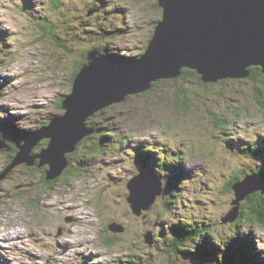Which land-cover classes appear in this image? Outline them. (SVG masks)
<instances>
[{
    "label": "rangeland",
    "instance_id": "rangeland-1",
    "mask_svg": "<svg viewBox=\"0 0 264 264\" xmlns=\"http://www.w3.org/2000/svg\"><path fill=\"white\" fill-rule=\"evenodd\" d=\"M157 4L0 0V136L28 135L65 115L67 109L58 104L72 93L71 77L91 48L127 57L143 54L163 16ZM190 79L158 80L146 92L103 106L88 124L100 131L90 129L51 184L44 167L25 164L0 179V264L264 259V227L223 221L237 198L228 189L230 181L264 169V103L257 99L261 91L264 101V80L228 78L203 88ZM179 90L189 109L173 103ZM44 148L38 143L32 155ZM9 158L10 153L0 152V176L11 165ZM142 169L166 173V182L140 215L128 196L129 182ZM261 182L253 193L264 187ZM109 224L123 230H111ZM174 227L196 234L188 244H177L180 251L171 243ZM239 251L243 258L238 259Z\"/></svg>",
    "mask_w": 264,
    "mask_h": 264
},
{
    "label": "water",
    "instance_id": "water-1",
    "mask_svg": "<svg viewBox=\"0 0 264 264\" xmlns=\"http://www.w3.org/2000/svg\"><path fill=\"white\" fill-rule=\"evenodd\" d=\"M158 3L163 16L145 52L133 60H125L98 48L90 49L87 62L76 75L72 93L63 100L66 114L28 135H14L18 151L0 179L7 177L14 166L34 165L37 158L40 166H50L48 180L58 178L69 165L67 154L74 152L91 131L86 119L97 108L121 101L127 94L146 92L157 80L180 76L185 67L196 69L203 82L212 83L247 78L250 66H261L264 72V0H159ZM239 69L244 72H238ZM44 138L50 139L49 147L32 155L34 147ZM4 149L11 147L0 138V151ZM257 180L256 175H250L236 182L233 189L237 198L224 222L238 218L241 201L261 188ZM252 181L256 187L251 185ZM129 188L128 201L133 212L140 215L150 209L164 190L160 176L147 169L136 174ZM110 229L122 231L123 227L112 224Z\"/></svg>",
    "mask_w": 264,
    "mask_h": 264
},
{
    "label": "trees",
    "instance_id": "trees-1",
    "mask_svg": "<svg viewBox=\"0 0 264 264\" xmlns=\"http://www.w3.org/2000/svg\"><path fill=\"white\" fill-rule=\"evenodd\" d=\"M61 0H52V5H55V6H57L58 4H59V2H60ZM157 1H159V0H157ZM158 6H159V3L157 4ZM156 28V27H155ZM154 34V33H153ZM153 34L150 36V40H151V38H152V36H153ZM149 40V41H150ZM149 43V42H148ZM147 46H148V44H147ZM93 48H98L102 53H112V54H114V55H117V56H121L123 59H125V60H133V59H135V58H137L138 57V55L137 56H132V57H127V56H125V55H120V54H117V53H114V52H110V51H108V50H106V49H104V48H101V47H93ZM147 48V47H146ZM92 49V48H91ZM89 51V50H88ZM87 51L85 52V54H84V58L86 57V59H87ZM141 55V54H140ZM139 55V56H140ZM87 61L85 60V63H86ZM85 63H81V64H79L78 66H77V68H76V70H75V72L73 73V75H72V77H71V83H72V88H73V84H74V81H75V78H76V74L79 72V70L82 68V64H85ZM188 76H190L192 79H190V80H192L193 81V79H196V82H194V83H198V84H200V86L201 87H203V88H205V87H207L209 84H216V83H218V82H214V83H211V82H203V80H202V75L200 74V73H198V71L196 70V69H192V68H188V67H185V68H183V70H182V73H181V75L180 76H178V77H176V78H172V79H162V80H159V82H170V83H174V84H178V82L180 81V80H182V78H188ZM263 76V77H262ZM262 77V78H261ZM234 79H236V80H240V79H238V78H234ZM247 79H254L255 81L256 80H258V81H260V80H264V72L262 71V67L261 66H253V67H251V74H250V76H248L247 77ZM225 80H227V79H223V80H219V82H222V81H225ZM159 82L157 81V82H155V83H157V85L159 84ZM180 94H181V91L179 90V91H176V92H173V95H174V98H175V96H176V98L173 100V103H176V105H177V107H179V108H181V109H183V105L185 104V108H187V109H189V107H188V98L186 99L184 96L183 97H181L180 96ZM257 99L259 100V102L260 103H264V101H263V98H262V95H261V91H258L257 92ZM58 102V101H57ZM59 103V102H58ZM62 102H60L59 104H58V108H62L63 107V104H61ZM90 117H92V116H90ZM89 117V118H90ZM89 118H87V124H90L89 122H90V119ZM222 121H224V120H222ZM50 123V121L48 122V124ZM93 123H94V121H93ZM96 125V124H95ZM44 126H47V124L46 125H44ZM90 126V125H89ZM90 127H92L93 129L95 128L96 129V131H97V133H98V131H100V128L98 127V126H90ZM99 129V130H98ZM45 139V138H44ZM49 140V139H48ZM86 140L83 138V140L81 141V144H83L84 142H85ZM48 144H49V141H48V143L46 144V145H43L41 148H44L45 146L47 147L48 146ZM78 147V146H77ZM263 150H264V148H262ZM262 149H260L259 151H262ZM17 151H18V149H17ZM17 153V152H16ZM71 155V154H70ZM67 156H68V154H67ZM14 158V157H13ZM13 158L11 159V161L13 160ZM263 159H264V155H263ZM11 161L9 162V163H11ZM36 163H40V159L39 158H37L36 159ZM25 164V163H24ZM27 167L29 166L28 164H25ZM49 168H50V166L49 165H46L45 166V175H44V177H45V180H47V184H51L52 182H54L56 179H54V180H52V181H49L48 179H47V173H48V170H49ZM13 171V170H12ZM11 171V172H12ZM150 171H152V170H150ZM152 172H154V173H156V174H158L160 177H161V173H159L157 170H155V171H152ZM10 174V173H9ZM63 174V173H62ZM61 174V175H62ZM253 174H255V175H257L258 177H260V180L263 178L264 179V169H261V171H260V169H256V170H253V171H248V172H246L245 173V175H240V176H238V177H236V178H234L232 181H230V183H229V188L228 189H232L233 191H234V189H233V186H234V184L236 183V182H238V181H242V180H244L243 178H245L246 176H250V175H253ZM60 175V176H61ZM165 176H166V173H165V175H162V177H161V180H163L164 181V178H165ZM164 182H166V180L164 181ZM243 206V209L241 208ZM245 211V212H244ZM235 222H236V226H238V227H240V226H243L244 225V223H252V224H256V225H258V226H262V227H264V187L261 189V190H259V191H256L255 193H253V194H250L249 196H247L246 198H245V201L242 203V204H240V211H239V216H238V218L235 220ZM110 225V224H109ZM109 229H110V227H109ZM173 233L175 234L174 236L176 237V236H182L181 237V242H180V245H183L184 243L183 242H185L187 239H189L190 237H191V234L189 235V234H183L184 233V231H183V229L181 228V227H174L173 228ZM189 242V241H188ZM179 244V243H178ZM238 250H239V248H238ZM237 250V251H238ZM243 251H244V249H243ZM237 255H238V259L239 258H243V254H241V252L239 251L238 253H237ZM240 263V262H239ZM242 264H264V259L262 258V257H260V256H257V257H252V259L250 258V260L249 261H242L241 262ZM240 263V264H241Z\"/></svg>",
    "mask_w": 264,
    "mask_h": 264
},
{
    "label": "flooded vegetation",
    "instance_id": "flooded-vegetation-1",
    "mask_svg": "<svg viewBox=\"0 0 264 264\" xmlns=\"http://www.w3.org/2000/svg\"><path fill=\"white\" fill-rule=\"evenodd\" d=\"M89 16H91V15H89ZM7 134V133H6ZM15 135V134H14ZM14 135H9V136H6V135H2V136H0V138H4L5 140H6V142H7V144L11 147V150H6V149H4V150H2L3 152H6V153H10V158H9V162L11 161V159L15 156V154H16V152H17V146H16V144H15V142H14V140H13V137H14ZM23 135V134H22ZM48 138H45V139H42L40 142H39V146L40 147H42L43 145H46L47 143H48ZM1 152V151H0ZM46 166V165H45ZM45 166H40L38 163H35L34 165H30V166H28V167H31V168H34V169H38V168H42V167H44L45 168ZM184 235L185 234H191V236L192 235H195L196 236V234H195V232H193V231H190V230H185L184 231V233H183ZM181 237L182 236H174L173 237V240H172V242L171 243H175V245H176V247L178 248V251H180L181 250V248H179V246H177V244L179 243L180 244V242H181ZM194 239V236H192V237H190L189 239H187L185 242H183L184 244L183 245H186V244H188V241L190 242V241H192ZM189 252H191L192 253V250H190ZM129 264H136V263H134V262H129Z\"/></svg>",
    "mask_w": 264,
    "mask_h": 264
},
{
    "label": "bare ground",
    "instance_id": "bare-ground-1",
    "mask_svg": "<svg viewBox=\"0 0 264 264\" xmlns=\"http://www.w3.org/2000/svg\"><path fill=\"white\" fill-rule=\"evenodd\" d=\"M158 81V80H157ZM156 81V82H157ZM126 98H124L123 100H121V101H124ZM121 101H119V102H121ZM115 102V101H114ZM116 103V102H115ZM110 104H112V103H110ZM109 104V105H110ZM109 105H107V106H109ZM105 106V105H104ZM107 106H105V107H107ZM104 107L103 106H100L99 108H97L95 111H94V113L92 114V115H90V116H93L98 110H101V109H103ZM90 116H88L87 118H89ZM57 119H60V117H58ZM91 129V128H90ZM91 132H93V130H91L88 134H90ZM88 134H86V135H88ZM161 178V177H160ZM258 178V180L256 181L257 183H260V184H262V182H261V180H260V177H257ZM243 179H245V178H243ZM163 183V182H162ZM164 188V187H163ZM243 191H245L246 190V188H243L242 189ZM13 238V237H12ZM15 238V237H14Z\"/></svg>",
    "mask_w": 264,
    "mask_h": 264
}]
</instances>
